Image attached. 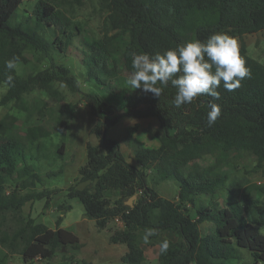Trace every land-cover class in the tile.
Returning <instances> with one entry per match:
<instances>
[{"label":"trees","instance_id":"obj_1","mask_svg":"<svg viewBox=\"0 0 264 264\" xmlns=\"http://www.w3.org/2000/svg\"><path fill=\"white\" fill-rule=\"evenodd\" d=\"M81 4L82 0H72ZM24 0H0V87H7L0 105L20 102L32 90L38 89L57 96L54 84L59 82L76 91L78 80L63 66L52 67L28 78L11 73L13 82L7 83L4 63L18 57L26 61L24 48L32 47L47 54L51 45L66 52L80 26L59 9L55 1H39L32 14L22 8ZM100 10L107 15L104 21L106 34L100 39H86L91 67L90 77L103 86L116 75L129 74L132 53H163L189 41H206L215 33H227L233 38L264 31V0H98ZM117 31V35L110 36ZM49 36L55 39L52 43ZM127 38L126 43L121 39ZM116 40V41H114ZM123 50V66L114 59L118 48ZM241 58L251 71V78L242 81L233 92L222 84L217 89L220 99L208 95L197 97L193 103L176 108L173 99L176 89L170 84L161 97L141 89L126 95L127 111L107 119L102 114L99 95H87L92 115L97 118L93 133L98 144H87V163L79 170L80 180L68 188V197L78 199L85 214L94 220L100 230L120 219L125 229L111 236L114 244H124L128 252L124 264H142L147 255L137 246L135 230L141 228L161 234L175 233L179 240L169 241L167 252L156 251L157 264H226L227 261L247 254L256 264H264V204L250 198L236 199V189L228 190L229 203L220 208L214 202L217 193L226 187L227 176L214 174L215 167H203L197 161L206 156L229 151L248 152L259 165L264 163V64L248 54L243 42L239 48ZM17 63V64H18ZM221 107L216 123L207 126V113L211 104ZM73 109L68 111L72 116ZM123 116L138 119L155 117L160 123L158 149L140 148L136 151L137 165L129 163L119 142L107 137ZM28 124V123H27ZM20 118L7 114L0 121V244L10 253L23 255L25 262L51 259L60 246H78L79 237L60 227L56 229L25 220L23 207L35 200L48 198L59 192H32L41 176L35 166L27 162L25 141H38L49 135L41 126L27 125ZM63 135L67 124L62 122ZM25 129L23 138L9 133ZM65 144L59 153L64 154ZM22 165L19 168V165ZM157 165L164 179L173 178L179 183L178 201L161 197L147 184L146 170ZM55 175V174H53ZM14 185L7 193L8 183ZM12 182V183H11ZM81 184H86L80 187ZM11 187V186H10ZM28 190L21 195L19 191ZM111 191L120 193L113 202ZM139 192L144 197L134 207L125 201ZM210 199L207 206H196V197ZM196 210V218L192 216ZM252 208L251 210L249 208ZM212 222L214 231L204 235L201 224Z\"/></svg>","mask_w":264,"mask_h":264},{"label":"rangeland","instance_id":"obj_2","mask_svg":"<svg viewBox=\"0 0 264 264\" xmlns=\"http://www.w3.org/2000/svg\"><path fill=\"white\" fill-rule=\"evenodd\" d=\"M39 1L41 0H24L22 8L28 12L25 15H31ZM54 1L59 9L65 11L74 25L80 26L79 32L74 33L75 37L66 52L60 51L56 44L51 45L47 54L32 47H25L26 61L18 63L16 70L18 75L28 78L30 74L63 66L68 68L70 75L78 80L77 89L73 91L69 86L57 82L54 84V88L58 91L55 97L38 89L32 90L18 103L13 101L0 105V121L5 115L12 114L19 117L22 123L41 126L49 132L47 137L38 141L24 142L27 145V162L33 164L41 176V182L37 183L36 189L32 192L53 190L59 192L51 194L48 206H46L48 198L27 203L22 209V214L25 220L34 219L37 224H44L50 229H56L59 218H62L60 227L76 234L79 237V244L60 246L51 259H36L29 262H25L23 255L12 254L0 244V264H124L122 258L128 252L127 246L114 244L111 241L115 231L125 229L122 221L116 219L107 229L100 230L95 221L85 214L83 204L78 199L68 197V188L80 180L79 170L87 163V144L89 142L98 144V139L93 133L97 118L92 115L90 105L86 103V96L99 95L103 117L111 119L127 111L129 99L126 95L139 89L134 90L127 84L126 73L116 75L104 86L89 75L91 67L85 61L88 56L85 40L103 38L107 29L104 27L107 14L100 10L98 0H82L81 4L72 0ZM117 34L118 32L114 31L110 36ZM48 38L55 43L52 36ZM235 39L239 48L244 42L249 56L264 64V31ZM120 41L122 44L126 43L127 38L123 37ZM115 45L118 51L114 54V59L123 66V50L116 42ZM6 92L7 87L2 85L0 100ZM72 109V116H69L68 111ZM62 122L67 124L64 135L58 131V126ZM159 127L160 123L155 117L138 119L123 116L118 124L107 132V137L119 142L129 163L137 165L135 154L138 149L160 147L156 136ZM25 133L26 130L22 128L12 130L9 134L23 138ZM62 144H65L63 155L59 153ZM197 162L203 167L214 166V174L228 177L226 187L217 193L214 200L220 208L228 206L230 201L228 190L231 189H236V199L239 201L246 202L250 198L259 202V206L264 204V163L259 165L256 157L251 153L233 150L215 156H206ZM21 167L20 164L19 168ZM157 168V165H152L146 170L148 186L161 197L178 201L179 183L173 178L164 179ZM84 186L86 184L80 185V187ZM12 188L14 185L9 182L7 193L11 192ZM19 192L24 195L28 190ZM108 196L115 202L119 200L120 193L111 191ZM142 196L144 197V193L139 192L135 197H131L133 207L138 204ZM129 199L125 201L126 205ZM195 200L196 206L210 204V199L204 195L197 196ZM198 208L193 209L192 212L195 218ZM214 228L212 222L201 224L204 235L212 233ZM134 232L138 239L137 246L147 255L148 260L142 264H157L156 251L160 249L161 242L179 240V237L171 231L155 235L152 231L137 228ZM149 232L153 234L145 242L144 237ZM226 264L256 263L247 254L241 253L239 258L229 260Z\"/></svg>","mask_w":264,"mask_h":264},{"label":"clouds","instance_id":"obj_3","mask_svg":"<svg viewBox=\"0 0 264 264\" xmlns=\"http://www.w3.org/2000/svg\"><path fill=\"white\" fill-rule=\"evenodd\" d=\"M18 57L5 61L7 83L13 82L11 73L16 69ZM133 71L127 78L132 89H141L161 97L169 84L176 89L173 104L176 108L191 104L201 96L220 99L217 90L221 84L228 92L241 87L242 81L251 78L246 61L239 54L237 40L227 33H215L206 41H189L177 48L155 55L132 53ZM221 115V107L211 104L207 113V126H213ZM153 233L145 235V242ZM169 242L160 244L161 253L167 252Z\"/></svg>","mask_w":264,"mask_h":264},{"label":"water","instance_id":"obj_4","mask_svg":"<svg viewBox=\"0 0 264 264\" xmlns=\"http://www.w3.org/2000/svg\"><path fill=\"white\" fill-rule=\"evenodd\" d=\"M133 197H135V196H133ZM133 197H132V198H133ZM132 198H130V199L128 200V202H127V205H129L130 207H133L132 202H131V199H132Z\"/></svg>","mask_w":264,"mask_h":264}]
</instances>
